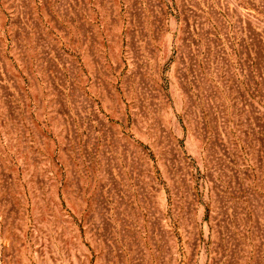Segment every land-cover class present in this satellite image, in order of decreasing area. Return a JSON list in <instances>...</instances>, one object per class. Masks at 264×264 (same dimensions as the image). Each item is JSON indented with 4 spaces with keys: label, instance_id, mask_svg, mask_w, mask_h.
Returning <instances> with one entry per match:
<instances>
[{
    "label": "rangeland",
    "instance_id": "374dc122",
    "mask_svg": "<svg viewBox=\"0 0 264 264\" xmlns=\"http://www.w3.org/2000/svg\"><path fill=\"white\" fill-rule=\"evenodd\" d=\"M221 260L264 264V0H0V264Z\"/></svg>",
    "mask_w": 264,
    "mask_h": 264
},
{
    "label": "built area",
    "instance_id": "2783aa9c",
    "mask_svg": "<svg viewBox=\"0 0 264 264\" xmlns=\"http://www.w3.org/2000/svg\"><path fill=\"white\" fill-rule=\"evenodd\" d=\"M187 164H188V162H186ZM230 192H229V190H228V194H229ZM234 211V208L232 207V206H230L229 207V211ZM249 213V208L246 206V214H248ZM229 220V219H228ZM229 221H231L232 223H233V226L236 224V217H235V215L234 214H232L231 216H230V220ZM223 251H226V250H223ZM224 260H221V262L219 263V264H224Z\"/></svg>",
    "mask_w": 264,
    "mask_h": 264
}]
</instances>
